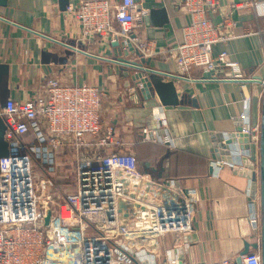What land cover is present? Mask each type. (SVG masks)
Listing matches in <instances>:
<instances>
[{
    "label": "crops",
    "instance_id": "obj_1",
    "mask_svg": "<svg viewBox=\"0 0 264 264\" xmlns=\"http://www.w3.org/2000/svg\"><path fill=\"white\" fill-rule=\"evenodd\" d=\"M80 1L67 0L66 6L75 7ZM111 1L115 4L119 0ZM134 1L147 9L148 15L126 38L137 49L139 42L150 44L151 54L142 56L149 61L143 69L150 73L144 71L142 76L153 82H170L175 90V106L162 107L150 92L148 98L140 93L135 87L134 70L114 63L111 41L99 37L80 41L77 23L60 7V0H7L6 6L0 7V65L7 66V73L0 81V109L7 99L17 103L34 99L48 78L56 79L64 86L86 84L99 88L103 93L101 127L114 129V135L135 156L139 169L156 179H159L157 172L163 170L162 178L172 179L181 188L194 192L190 235L182 239L174 234L157 238L139 250L140 259L135 257L134 264H139L144 257L151 260L150 264L234 261L244 242L257 240V233L249 224L248 170L244 164L213 159L211 139L240 126L239 116L245 98L251 101V123H260V88L257 83L220 80L230 77L228 70L218 72L219 80L216 81L198 80L201 73L196 69L189 73V80L173 77L176 74L174 50L181 41V30L187 24V16L180 8L182 0ZM217 2L216 11L209 14L208 19L214 26H220L225 18H229L235 26L229 31L233 38L213 46L212 55L226 52L229 59L238 64L244 78L264 79V14L259 16L254 8L264 0ZM159 11L163 13L161 17L157 14ZM113 29L117 30L115 24ZM124 58L139 62L134 54ZM158 107H162L164 115L159 129L150 119L152 110ZM144 127L151 131L157 129L155 137L169 143L141 141ZM43 133V128L39 130L31 125L24 142L33 150L31 155L45 157L41 167L45 174L43 178L49 181V218L52 213L55 215L50 230H53L51 238L55 240L63 236L57 213L66 193L62 197L54 193L52 162L56 161L57 151L63 154L68 149L50 150L42 140ZM27 137L30 138L28 142ZM229 152L231 157L242 160L238 144ZM217 164L221 167L217 168ZM210 167L214 172L211 173Z\"/></svg>",
    "mask_w": 264,
    "mask_h": 264
},
{
    "label": "built area",
    "instance_id": "obj_2",
    "mask_svg": "<svg viewBox=\"0 0 264 264\" xmlns=\"http://www.w3.org/2000/svg\"><path fill=\"white\" fill-rule=\"evenodd\" d=\"M217 7V0L181 1L187 24L174 50L173 77L189 80V73L196 69L201 73L198 80L216 81L218 72L228 70L230 77L220 80L257 83L262 101L264 79L244 78L226 52L212 55L213 46L233 38L229 31L235 26L229 18L220 26L211 23L208 15ZM254 8L259 16L264 14V2ZM64 11L77 23L80 41L93 37L111 42L127 39V34L148 15V10L134 0L115 4L111 0H81ZM138 50L142 56H149L152 47L139 42ZM204 75L210 77L203 79ZM141 87L139 84L137 88ZM102 97L99 88L64 86L48 78L34 99L18 103L7 99L0 109L6 126L4 140L10 150L9 156L0 159V264H60L72 260L62 251H54V241L45 232L48 226L44 223L51 213L49 181L43 178L36 183L31 171L33 150L24 142L31 125L43 128L42 140L50 150L67 148L75 156L74 188L63 197L57 223L63 232L62 241L76 247L79 264H134L139 250L157 238L174 234L182 239L192 232L193 190L181 188L172 179L151 178L139 169L135 156L114 135V129L101 127ZM250 103L249 98L243 99L239 121L242 133L249 136V145L256 150L260 124L251 123ZM161 108L153 109L150 118L157 129L164 122ZM154 131L142 128L141 141L169 143L155 137ZM119 203L124 204V210H119ZM256 223L252 210V229ZM150 261L144 257L140 263ZM209 264L234 261L223 259ZM240 264H260V258L250 251L240 257Z\"/></svg>",
    "mask_w": 264,
    "mask_h": 264
},
{
    "label": "water",
    "instance_id": "obj_3",
    "mask_svg": "<svg viewBox=\"0 0 264 264\" xmlns=\"http://www.w3.org/2000/svg\"><path fill=\"white\" fill-rule=\"evenodd\" d=\"M7 0H0V7H5ZM67 0H60V7L65 10ZM161 17L162 12L157 13ZM132 39V36H131ZM110 46L114 49V63L117 65H123L130 70H134L135 87L139 84L142 85L140 89L141 94H145L148 97H156L162 107H171L176 105V99L174 96V87L168 82L156 81L153 82L149 78H142L144 71L149 72L150 70H144L143 65L148 64V60L142 58V54L137 48H134L130 42V39L121 38L119 41L111 42ZM128 54H134L139 58V62H133L125 59ZM124 56V57H122ZM112 61V62H113ZM7 66L0 65V81L2 76L6 75ZM210 75H204L203 79H208ZM150 92V93H149ZM6 126L3 120L0 118V159L9 156L10 150L7 142L4 140V133ZM257 149H252L249 145V136L242 133V127H235L233 132L226 134H218L211 140L214 143L212 150V158L218 162H233L236 165L244 164L248 170L246 178L248 179L247 186V199L249 201V210L256 212L257 223L254 225V231L257 233V240L254 243L244 242L242 250L238 253L237 258L234 260V264H240V257L248 254L250 251H255L258 246L263 248V254L261 257L260 264H264V96L261 101V118H260V130L258 136ZM236 144L239 145V149L242 150V160L240 157H231L229 150H235ZM238 147V146H237ZM217 168L221 166L217 164ZM153 173L155 169H151ZM211 173L214 169L210 167ZM163 170L157 172L159 179L168 180L167 177L162 178ZM186 194V191H184ZM257 204V205H256ZM119 210H124L125 206L122 203L118 204ZM257 209V211H256ZM49 214L45 220L47 223ZM186 239V238H185ZM184 239V240H185ZM175 251V250H174ZM181 261H177V264H181Z\"/></svg>",
    "mask_w": 264,
    "mask_h": 264
},
{
    "label": "rangeland",
    "instance_id": "obj_4",
    "mask_svg": "<svg viewBox=\"0 0 264 264\" xmlns=\"http://www.w3.org/2000/svg\"><path fill=\"white\" fill-rule=\"evenodd\" d=\"M28 141H30L29 137H27L26 142H28ZM66 151L67 152L63 151V154H61L62 152H60V150L57 151L59 153L56 156V161L52 162V165H53L52 168H53V172H54V175H52V178H51L52 188L54 189V193H56V195H58V197H60V196L62 197V195H64L65 193L66 194L71 193L73 191L74 184H75V176H74L75 175V173H74L75 156L71 150H66ZM33 156L34 155H30L31 167H32L31 171H32V174L35 176V181L37 183L38 181H40L45 176L43 168L41 167L42 165L45 164L44 163L45 157H44V155H42V156L38 155L36 157L35 156L33 157ZM51 215H52V218H49L50 220L47 221L48 224H46V226L48 225L49 227L53 223L54 218H55V215L53 213ZM50 229H51V227L48 229H45V232H46L47 236L50 235V238H51V237H53V236H51L53 230H50ZM53 241H54V245H55L54 251H56V252L62 251L64 254H66V256H69V254H71L72 260H68V261H66V263H60V264H79V257L77 255L76 247L66 245L62 241V239L60 240V239L56 238L55 240L53 239ZM66 252H68V253H66Z\"/></svg>",
    "mask_w": 264,
    "mask_h": 264
},
{
    "label": "flooded vegetation",
    "instance_id": "obj_5",
    "mask_svg": "<svg viewBox=\"0 0 264 264\" xmlns=\"http://www.w3.org/2000/svg\"><path fill=\"white\" fill-rule=\"evenodd\" d=\"M254 252H256L258 254L260 261H261V257L263 254V248L261 246H258V248Z\"/></svg>",
    "mask_w": 264,
    "mask_h": 264
},
{
    "label": "bare ground",
    "instance_id": "obj_6",
    "mask_svg": "<svg viewBox=\"0 0 264 264\" xmlns=\"http://www.w3.org/2000/svg\"><path fill=\"white\" fill-rule=\"evenodd\" d=\"M69 257L71 258V254H69Z\"/></svg>",
    "mask_w": 264,
    "mask_h": 264
}]
</instances>
